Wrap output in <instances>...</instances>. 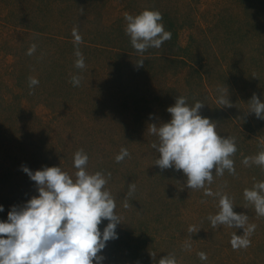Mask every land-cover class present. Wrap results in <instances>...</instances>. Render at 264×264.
<instances>
[{
    "label": "rangeland",
    "instance_id": "rangeland-1",
    "mask_svg": "<svg viewBox=\"0 0 264 264\" xmlns=\"http://www.w3.org/2000/svg\"><path fill=\"white\" fill-rule=\"evenodd\" d=\"M144 9L158 10L172 35L141 54L124 14ZM29 77L38 85L30 88ZM253 93L264 102V0H0V221L38 195L22 166H59L75 179L74 154L83 149L87 171L105 176L121 222L102 264H157L170 253L177 264H264V216L244 197L264 181V167L242 163L264 144V119L247 111ZM222 94L231 106L219 103ZM177 96L189 106L203 102L200 114L235 138V174L213 171L211 184L191 189L182 170L155 165L159 139L148 125L169 121ZM121 148L129 155L117 162ZM216 193L256 225L250 246L232 247L243 228L211 225Z\"/></svg>",
    "mask_w": 264,
    "mask_h": 264
},
{
    "label": "clouds",
    "instance_id": "clouds-1",
    "mask_svg": "<svg viewBox=\"0 0 264 264\" xmlns=\"http://www.w3.org/2000/svg\"><path fill=\"white\" fill-rule=\"evenodd\" d=\"M124 19L127 22L125 32L138 53L160 48L171 39L172 34L165 30L162 14L158 10L144 9L135 15L125 13ZM73 35L76 44L82 42L76 29H73ZM35 48L33 44L28 54L31 55ZM75 55V66L83 69V54L77 49ZM144 61L141 56L135 64L144 67ZM38 83V79L29 77L30 88ZM72 83L78 86L80 79L74 76ZM186 101V97L177 96L175 104L167 108L171 119L159 126L157 123L149 124L148 131L159 139V144H152L159 153L155 165L160 169L174 167L182 170L187 178L186 187L200 189L206 183H212L213 171L216 175H223L225 170L235 174L231 157L237 148L234 137H222L213 121L200 114L203 102L196 101L189 106ZM219 103L231 106L224 94L220 96ZM247 111L264 119V102L255 93ZM261 149L255 156L245 157L242 163L264 167V144ZM128 155V150L121 148L116 161L120 162ZM87 164L88 156L80 149L74 154L75 179L59 166L44 167L34 172L22 166L35 182L38 195L21 207L13 206L7 220L0 221V264H102V250L109 240L118 238L116 228L121 222L115 213V200L105 189V176L99 171L88 172ZM134 188L135 185H130V191ZM205 194L213 193L206 191ZM216 195L220 196L219 212L208 217L211 225L214 228L217 225L243 228V237L233 234L232 247L250 246L248 237L255 231L256 225L247 223L246 214L233 210L234 205L226 194ZM244 197L254 205L258 216H264V181L245 189ZM0 211H3V205H0ZM104 220L108 223L101 232L99 225ZM188 231L192 233L198 229L189 226ZM185 247L190 248V244L186 243ZM198 255L201 260L207 259L203 252ZM157 264H177V260L170 253L161 257Z\"/></svg>",
    "mask_w": 264,
    "mask_h": 264
},
{
    "label": "trees",
    "instance_id": "trees-1",
    "mask_svg": "<svg viewBox=\"0 0 264 264\" xmlns=\"http://www.w3.org/2000/svg\"><path fill=\"white\" fill-rule=\"evenodd\" d=\"M163 17V16H162ZM162 20H164V19H162ZM164 21H166V20H164ZM173 37V36H172Z\"/></svg>",
    "mask_w": 264,
    "mask_h": 264
}]
</instances>
